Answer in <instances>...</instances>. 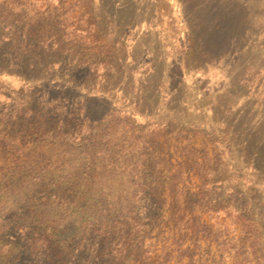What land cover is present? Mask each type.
<instances>
[{
    "label": "rangeland",
    "instance_id": "1",
    "mask_svg": "<svg viewBox=\"0 0 264 264\" xmlns=\"http://www.w3.org/2000/svg\"><path fill=\"white\" fill-rule=\"evenodd\" d=\"M104 210L124 264H264V0H0V264Z\"/></svg>",
    "mask_w": 264,
    "mask_h": 264
},
{
    "label": "trees",
    "instance_id": "2",
    "mask_svg": "<svg viewBox=\"0 0 264 264\" xmlns=\"http://www.w3.org/2000/svg\"><path fill=\"white\" fill-rule=\"evenodd\" d=\"M7 66H8L7 67L8 71H12V72L18 71L19 73H21L23 76H25L27 78L33 77L32 71H30V69L34 67L32 65L30 67H27V69H24V68L20 67L19 65H17V63H15L14 60H10V61H8ZM79 111H80V109H79ZM79 115H81V113H78V116ZM43 118H45V117H43ZM77 122H79V121H77ZM34 131L38 132L39 129H36ZM44 132H46V131H44ZM110 165H111V163H110ZM112 198H116V196H113ZM111 206H112V208L114 207L113 204H111ZM103 215H104L103 220H106L105 221L106 224L102 225L100 227V234H99L100 251L96 252V254L93 258V261H94L93 263H95V264L96 263L109 264L105 259V257H106L105 252H108V254H109V250L106 248V245L109 244L108 242L110 241L108 248L109 247L113 248V249H110V250H112V252L115 251V248H118L117 254L119 256L121 255L119 261H120V263L124 264V263H126L127 258L123 257L124 254L126 253V250H124L123 248L125 246L127 247L128 243L133 244L135 242L134 240H131V237L134 236L131 232L134 230V228H139L137 221H136V219H130V221H131L130 229L127 230L126 232H124L123 230L120 231V234H122L121 239L119 240V243L115 245L116 241H115L114 237L117 234V230H119L120 228H123V223H124L125 219L123 218V215L121 213H117V210L116 211L114 210V212H109L108 210H104ZM180 232H181V229L178 227V233L181 236ZM53 235L56 236L57 239H60L64 236L63 234H53ZM180 240H181V237L178 241H180ZM41 243L43 244L42 251H44L46 253L47 257L49 258V260L51 262H54L55 264H66L68 262L67 255H65V253L60 252L59 247L57 245L52 244L46 238H42ZM181 243L182 242L180 241V244ZM80 246H81V248L83 247L82 244ZM103 248H106V249H103Z\"/></svg>",
    "mask_w": 264,
    "mask_h": 264
}]
</instances>
